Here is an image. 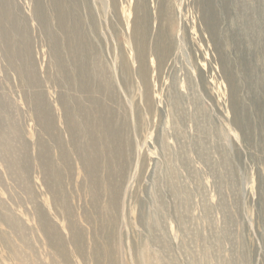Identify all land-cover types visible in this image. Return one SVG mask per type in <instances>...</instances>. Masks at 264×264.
I'll use <instances>...</instances> for the list:
<instances>
[{"label": "rangeland", "instance_id": "rangeland-1", "mask_svg": "<svg viewBox=\"0 0 264 264\" xmlns=\"http://www.w3.org/2000/svg\"><path fill=\"white\" fill-rule=\"evenodd\" d=\"M0 264H264V0H0Z\"/></svg>", "mask_w": 264, "mask_h": 264}, {"label": "bare ground", "instance_id": "bare-ground-1", "mask_svg": "<svg viewBox=\"0 0 264 264\" xmlns=\"http://www.w3.org/2000/svg\"><path fill=\"white\" fill-rule=\"evenodd\" d=\"M61 11H62V13H63V8H62ZM138 25H139V24H138L137 22L134 23V27L136 28V29L134 30V32H136V30L139 28ZM138 40H139V39H138ZM136 45H137V43H136ZM159 48H160V47H159ZM137 52H138V56L140 57V60H141V58H142V54H143L142 49H140V50L138 49ZM61 67H62V66H61ZM145 77H146V76H145ZM181 114H182V113H181ZM94 254H95V253H94Z\"/></svg>", "mask_w": 264, "mask_h": 264}]
</instances>
